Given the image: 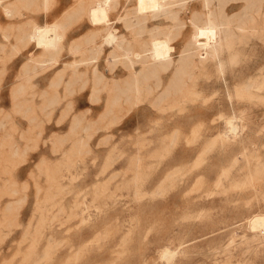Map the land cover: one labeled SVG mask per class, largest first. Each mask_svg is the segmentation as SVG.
Returning a JSON list of instances; mask_svg holds the SVG:
<instances>
[{
  "label": "rangeland",
  "instance_id": "obj_1",
  "mask_svg": "<svg viewBox=\"0 0 264 264\" xmlns=\"http://www.w3.org/2000/svg\"><path fill=\"white\" fill-rule=\"evenodd\" d=\"M97 1L0 0V264H264V0H213L219 47L180 71L202 0Z\"/></svg>",
  "mask_w": 264,
  "mask_h": 264
},
{
  "label": "bare ground",
  "instance_id": "obj_2",
  "mask_svg": "<svg viewBox=\"0 0 264 264\" xmlns=\"http://www.w3.org/2000/svg\"><path fill=\"white\" fill-rule=\"evenodd\" d=\"M111 1L112 0L97 1V7H95L92 12V20H94V22H101L107 19V6ZM190 1L193 2V0H137L136 10L138 14L151 13L154 16H157L161 13L170 11L173 5H180ZM202 1L205 9H208L206 17L203 21L199 22L195 20V14L192 13L191 30L186 32V35L190 37V41L188 42L189 44L181 50V55L177 61L178 71H180L195 55L200 56L199 59H204L208 51H216L219 47L223 30L222 26L216 19L217 16L215 14L213 0ZM54 31L53 28H39L38 31H35L36 34L33 37L37 40L39 46L46 48L52 47L56 41ZM116 39L117 36L112 34V40ZM172 50L173 45H171L167 39H154L153 47L150 49V51H152L151 57L154 59V63L162 66L170 65V63L173 62L171 57ZM127 56L129 58L132 56L136 60L144 58V55L139 52L133 55L129 53ZM257 223H261V220H257Z\"/></svg>",
  "mask_w": 264,
  "mask_h": 264
},
{
  "label": "crops",
  "instance_id": "obj_3",
  "mask_svg": "<svg viewBox=\"0 0 264 264\" xmlns=\"http://www.w3.org/2000/svg\"><path fill=\"white\" fill-rule=\"evenodd\" d=\"M10 1V0H9ZM12 2L10 3V5H15L17 2H19L20 0H17V1H15V0H11ZM21 8V9H20ZM20 8L19 7H17V11H20V12H23L24 13V11H30L31 10V8L30 7H23V6H20ZM32 10H34L33 9V7H32ZM8 13L9 14H11V10H9L8 11ZM24 15V14H23ZM27 19H31V20H28V22H30V21H34V19H35V17H34V15L32 16V17H30V15H28V18ZM18 21L19 20H16V18H15V16L14 17H7L5 14H4V11H3V8H2V5L0 6V29H4L5 27H11V26H13V25H17V24H19L18 23ZM16 23V24H15ZM35 34H36V32H35ZM34 34V35H35ZM13 38V37H12ZM34 38V37H33ZM35 39V38H34ZM36 40V39H35ZM13 44V40L12 39H10V38H8L7 40L6 39H4V37H3V35L0 33V59H3V58H5V56H4V54H5V51L3 50L4 49V44ZM19 55V53H16V54H14V56H10V58L11 59H17L18 58V55Z\"/></svg>",
  "mask_w": 264,
  "mask_h": 264
}]
</instances>
